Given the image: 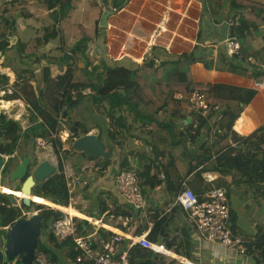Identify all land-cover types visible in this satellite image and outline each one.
<instances>
[{"label": "crops", "instance_id": "obj_1", "mask_svg": "<svg viewBox=\"0 0 264 264\" xmlns=\"http://www.w3.org/2000/svg\"><path fill=\"white\" fill-rule=\"evenodd\" d=\"M208 1L0 0V39L8 40L7 47L0 52V112L7 118L20 121L23 128L29 127L32 124V110L28 101L50 99L52 92L44 85H53L69 65L66 61L50 63L48 57L62 58L65 53L72 54L79 45H83L84 50L80 56L75 55L72 59L76 68H97L98 72L118 66L131 70L141 69L148 63L158 67L163 62L176 61L193 54L196 61L189 65L192 82L201 85L208 99L221 106V110L230 105L235 106L234 108L239 106L240 112L226 138L219 141L216 136L217 128L214 123L220 115L217 113L210 119L209 126L201 130L199 142H194L186 139L190 136L185 125L193 124L191 133H194L197 127L194 117L200 112H193L192 116L193 110L186 101L183 103L187 108L186 119L174 117L172 120L183 133L186 151L194 156L192 162L196 163L197 156L207 149L210 152L206 154L212 158H216L228 147L235 148V152L250 151L251 142L241 143L234 137L246 138L264 126V85H259L264 80L258 82L254 76V69H264L261 35L264 23L260 26V34L249 35L247 38L248 44L254 47L257 54L243 61L239 53V63L228 64L234 58L226 55L224 42L231 35V27L239 14H234L237 11H231L227 4L218 7L219 10L214 14ZM249 1L264 5V0ZM248 9L242 10L245 12ZM54 29L58 32L57 37L38 44V39L51 34ZM222 55H226V62ZM42 68H49V81H46L44 73L40 71ZM176 92L180 91H175L174 94ZM88 111L92 116H101L102 119H94L92 126L87 125L83 117L78 119L86 123L89 132L100 133L110 151V157H87L71 147V137L65 140H62L63 136L60 137L63 150L69 151L63 158L64 171L68 182L75 185L70 193L69 204L65 206L70 212L51 207L66 214H74L78 224L84 226L85 235L99 226V230L127 236L125 242L118 247V253L133 235L147 234L150 240L165 244L176 254L168 256L138 244L130 252L132 264H264V252L254 250L241 254L219 242L201 237L195 222L175 204L184 182L194 191L204 186L203 181L206 182L205 185L208 182L210 188L219 184V172L206 171L195 177V173L203 167L200 166L188 174L187 160L179 147L177 160L169 158V133L154 138L150 127H142V120L136 119L133 109L127 105L116 109L115 113L112 111V117L108 104L91 103L84 98L69 114L77 117L78 112L84 115ZM67 112L68 110L65 111ZM161 114L166 113L161 111ZM232 115L228 113L226 121ZM100 126L105 134L111 130L116 132V136L113 138L102 134ZM225 131L218 130L219 134ZM61 132L67 134L68 130L63 129ZM33 142L37 161L34 162V158L30 156L31 163L35 166L50 159L58 170V159L52 143L40 145L37 138ZM204 142H207V147L202 149L201 144ZM22 147L27 146L21 144ZM19 152H16L15 158ZM106 160L108 163H105ZM147 166L152 167L150 174L156 175V182L150 185L145 184L146 177L140 179L145 203L138 210L118 192L116 176L127 168L134 169L138 174L144 172ZM208 175L213 177V182L208 181ZM77 178H81L83 183L76 184ZM224 178L231 181L230 175ZM18 185L21 186L20 181H13L12 186L0 182L3 191L15 195L19 192L17 196L22 198ZM224 187L228 191L234 234L249 241L255 240L259 224L264 225V198L260 197V189L242 183H230ZM232 195L238 199L236 205L232 204ZM36 197L39 201L43 199ZM132 211L131 215H123V212ZM85 221H88L87 225ZM100 238L98 232L94 243L100 241ZM102 241L97 246L94 245L96 249H101Z\"/></svg>", "mask_w": 264, "mask_h": 264}, {"label": "trees", "instance_id": "obj_2", "mask_svg": "<svg viewBox=\"0 0 264 264\" xmlns=\"http://www.w3.org/2000/svg\"><path fill=\"white\" fill-rule=\"evenodd\" d=\"M209 1L208 4L214 14L219 10L218 7L226 4L231 11H237L234 14H239V18L232 25L230 34L231 36H235L240 42V54L243 61L251 55L255 56L257 51L252 45L248 44L247 38L249 35L256 36L257 33L260 34V26L264 23V5L249 0H217L216 3H213L212 0ZM243 8L249 9L244 12ZM261 35L263 36L262 50L264 52V32ZM57 36L58 32L54 29L51 34H46L43 38L38 39V41H49L51 38ZM41 42L38 44H41ZM7 45V39H0V52L4 51ZM38 47L39 45L36 46V48ZM83 50L84 46L79 45L75 51L73 50L72 54L65 53L62 58L55 56L48 57L47 60L50 63L66 61L69 65L66 72L59 75L58 79L54 81L53 85L58 90L53 99L50 97V101L48 102L40 100L28 101L32 110V116H30L32 124L29 127L23 128L20 121L7 118L5 114L0 112L1 154L12 155L19 151L21 144L28 146L31 140L34 141V139L42 137L47 142L52 143L53 151L58 159V170L52 177L43 182L40 189L34 190V195L43 198L40 199V202L50 205L45 206L34 201L36 204H34L35 210H39L43 219V238L38 242L37 251L42 250L46 252L52 260L58 261L60 264L74 263L76 256L79 254L71 236L60 241L49 229L53 224L65 217L64 212L59 209H66L68 211L65 206H68L70 201L68 180L63 165V158L69 154V151L63 150L60 132L63 129H67L70 132L69 137L72 139L89 132V128L86 127L84 121L74 119L69 114L84 98L89 99L91 103L108 104L111 110L109 113L112 117V113H115L116 109L127 105L133 109L136 119L142 120V127H150V133L154 138L166 132L169 133L171 138L168 146L170 149L169 158L173 157L174 160H177L176 154L179 147L183 157L187 160L188 174L203 166L195 173V177L206 171H217L221 174L218 186H228L230 183L247 184L249 187H254L257 190L260 189V197L264 198V126L246 138L234 137L235 140L239 139L241 143L251 142V150L248 152H235V148L228 147L216 158H212V156L206 154L210 152L207 149L200 156L198 155L197 162L193 163L194 156L192 154L190 156L184 147L186 140H184L182 131L178 129L172 119L174 117L186 119L187 108L183 103L187 102L189 95L195 88L200 87L201 89V85L192 82L189 72V65L196 61L193 54L176 61L163 62L158 67L148 63L141 69L131 70L124 66H118L98 72L97 68H93L92 70L87 67L83 69L76 68L72 59L75 55L80 56ZM226 55H222L225 62L227 60ZM239 59L240 57L238 56L233 61L231 60L227 63L237 64L239 63ZM49 75V68H46L44 70L46 81H49ZM254 76L258 82H262L264 80V69L258 67L254 69ZM49 86L51 85H47V87ZM88 89L90 90L89 94H85V90ZM175 91L182 92L185 100L176 99L174 97ZM234 107L229 105L224 110L219 111L220 115L214 123V126L217 128V135L216 133L215 135L219 137V141L229 135L232 123L240 112L239 106L237 108ZM67 110L68 112L65 113ZM161 111H164L166 114L162 115ZM193 112L196 113V111H192V116H194ZM228 113H232L233 115L226 121ZM215 114L213 112H210L207 116H204L202 113L196 114L194 117L197 121L196 131L191 133L193 124L185 125L189 130L190 136V138L187 137L186 139L199 142L201 130L209 126L210 119ZM101 129L103 134L104 130L102 127ZM219 129H222V131L226 129V131L223 134H219ZM108 135L114 138L116 132L109 130ZM206 147L207 142L201 144L202 149ZM34 148L35 144L33 145ZM11 162L12 158L8 160L4 173L9 171ZM105 163H108V160ZM151 168V166H147L144 172L138 173L140 186H143L140 179L144 177H146L145 184L154 185V182H156V175L150 174ZM156 170L158 171L159 169ZM228 175L231 176L230 182L224 178ZM203 184V187L195 191L198 195H203L202 193H205L209 189L208 185L210 184L208 182L205 185L206 182L203 181ZM0 191V237L5 239L4 229L20 219L24 211H30L31 206H27L23 202L15 206L8 198L6 192ZM123 213V215L128 216L133 214V211ZM85 224L87 225L88 221H85ZM79 228V233H83L84 226L80 225ZM99 232L101 235L100 241L113 235L109 230L100 229ZM257 235L258 237L255 240L247 242L248 252L254 250L259 251V253L264 252V225L259 224ZM100 241L95 242L94 245L96 244L97 246ZM19 264H22L21 261H19Z\"/></svg>", "mask_w": 264, "mask_h": 264}, {"label": "built area", "instance_id": "obj_3", "mask_svg": "<svg viewBox=\"0 0 264 264\" xmlns=\"http://www.w3.org/2000/svg\"><path fill=\"white\" fill-rule=\"evenodd\" d=\"M225 50L230 58H236L240 53V42L235 36L229 35L224 42ZM259 85H264L263 83ZM175 98L182 100L185 96L182 92H176ZM188 107L191 110L202 113L207 116L210 112L219 113L221 108L212 103L205 92L200 88H195L187 100ZM40 145L46 144L42 137L37 138ZM6 161L13 158L12 155L1 154ZM163 177V174H162ZM209 182H213L211 175L206 176ZM68 180V179H67ZM76 184L83 183L81 178H77ZM75 184L68 182L69 192L73 191ZM116 188L126 201L135 209H141L144 206V197L139 183L138 174L134 169H123L116 176ZM175 204L179 205L187 215L195 222L198 227L200 236L212 241L219 242L222 245L232 248L241 254L248 252L246 240L234 234L231 226V206L227 188L224 186L212 185L203 195H198L186 182L182 184V189L176 196ZM65 214L62 220L57 221L49 229L58 240L63 241L71 236L75 242V248L79 254L75 258L78 264H132L130 259V250L141 245L154 252L174 256L171 250L158 242L150 240L147 234H137L130 237L127 244H124L123 250L118 253V247L125 242L127 236L114 234L102 241L101 249L94 246V237L99 232V226L89 235L79 233L80 224L69 214ZM6 229V228H5ZM79 233V234H77ZM36 264H60L54 261L50 256L40 250L36 251ZM20 259L15 258L11 264H19Z\"/></svg>", "mask_w": 264, "mask_h": 264}, {"label": "water", "instance_id": "obj_4", "mask_svg": "<svg viewBox=\"0 0 264 264\" xmlns=\"http://www.w3.org/2000/svg\"><path fill=\"white\" fill-rule=\"evenodd\" d=\"M73 147L90 158L109 159L110 157V151L99 132H88L75 137ZM31 165L30 157L25 155L11 172V180L20 181V191L28 195L21 198L15 194L6 193L15 206L20 205V202L27 206H34L35 202L30 198L35 194L34 190L40 189L43 182L57 171L56 164L50 159L39 162L34 166L33 171H31ZM6 166V159L0 155V179ZM42 227L43 219L39 212L29 217L22 216L14 224L6 227L4 229L6 244L3 250L0 249V264H4L5 257L8 260L19 258L22 264H36L34 258L38 242L42 240Z\"/></svg>", "mask_w": 264, "mask_h": 264}, {"label": "rangeland", "instance_id": "obj_5", "mask_svg": "<svg viewBox=\"0 0 264 264\" xmlns=\"http://www.w3.org/2000/svg\"><path fill=\"white\" fill-rule=\"evenodd\" d=\"M40 71H42L43 73H44V69L42 68V69H40ZM44 75V74H43ZM44 87H46L47 88V86L46 85H44ZM57 87L55 86V85H51V86H49L48 87V89H49V91H51L52 93H51V96L50 97H52V99L55 97V95L57 94V90L58 89H56ZM89 89L88 90H85V92H87V93H89ZM48 101H50L49 100V98L47 99V101H45V102H48ZM80 110H83L82 108H80ZM82 112V111H81ZM81 112H78V116L76 117V115H73V117L72 118H74V119H78L79 117H83L84 119H85V121H86V123H87V125L88 124H90V126H92V124L94 123V119H98L99 121L102 119V117L101 116H99V117H94V116H92L91 115V113H89V111H88V113H86V114H82ZM72 114H75L74 112H71ZM64 123L66 124V125H68V123L66 122V121H64ZM67 133V132H66ZM104 135H108V134H105V132L103 133ZM62 136H63V138H62ZM70 136V132L68 131V133L67 134H64V132H61V134H60V137L62 138V140H65V138H70L69 137ZM71 139V138H70ZM74 139V138H73ZM71 141V140H70ZM33 145H34V142L32 141V142H30V144L27 146V147H20L19 148V155L17 156V158H15L16 157V155H15V157L14 158H12V162H11V167H10V169H9V171L7 172V173H3V175H2V178H1V184H4V185H10V186H12V183H13V181L11 180V172L14 170V168L16 167V165L19 163V161H20V159L21 158H23V156H25V155H27V156H32L33 158H34V162L35 161H37V154H36V149L34 148L33 149ZM71 147L73 148V141H72V143H71ZM33 160V159H32ZM7 162H8V160H7ZM33 169H34V165L32 164L31 165V171H33ZM16 183V182H15ZM20 185V184H19ZM18 185V186H19ZM3 186V185H2ZM20 187V186H19ZM3 190V189H2ZM5 192V191H4ZM6 192H8V191H6ZM8 193H10V192H8ZM16 193V192H15ZM19 192H17L16 194L17 195H19L18 194ZM34 196V195H33ZM32 196V197H33ZM21 197V196H20ZM33 200L35 201V202H37V203H39V204H43V205H45V206H50V205H48V204H45V203H42V202H40L38 199H37V197L36 196H34V198H33ZM231 201H232V204L233 205H236L237 204V201H238V199L237 198H235V196L234 195H232L231 196ZM21 203V202H20ZM36 205V204H35ZM35 205L34 206H31V209H30V211H24L23 212V216H27V217H29V216H31L33 213H35V212H39V210H35ZM77 221H78V219H77ZM41 238H43V236H41ZM45 239V238H44ZM0 249L1 250H3L4 248H5V244H6V239H4V238H1L0 237ZM11 261L12 260H8L6 257L4 258V264H11Z\"/></svg>", "mask_w": 264, "mask_h": 264}, {"label": "bare ground", "instance_id": "obj_6", "mask_svg": "<svg viewBox=\"0 0 264 264\" xmlns=\"http://www.w3.org/2000/svg\"><path fill=\"white\" fill-rule=\"evenodd\" d=\"M20 193H21V195H22V198L28 196V195H26L25 193H23V192H21V191H20ZM11 194H13V193H11ZM30 198L33 200V197H32V196H31ZM68 209H69V208H68ZM61 210L65 211V212H70V209H69V211H66V209H61ZM67 214L71 215L72 217H75L74 214H70V213H67Z\"/></svg>", "mask_w": 264, "mask_h": 264}]
</instances>
